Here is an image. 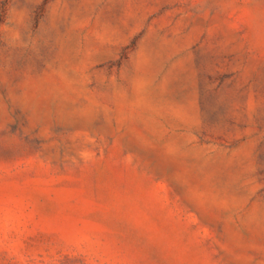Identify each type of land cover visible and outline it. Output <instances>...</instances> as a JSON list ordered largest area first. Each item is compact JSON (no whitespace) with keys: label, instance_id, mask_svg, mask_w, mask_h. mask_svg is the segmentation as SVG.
<instances>
[{"label":"rangeland","instance_id":"374dc122","mask_svg":"<svg viewBox=\"0 0 264 264\" xmlns=\"http://www.w3.org/2000/svg\"><path fill=\"white\" fill-rule=\"evenodd\" d=\"M0 264H264V0H0Z\"/></svg>","mask_w":264,"mask_h":264}]
</instances>
